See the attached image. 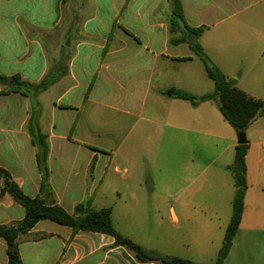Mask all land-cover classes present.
Here are the masks:
<instances>
[{"label": "crops", "instance_id": "obj_1", "mask_svg": "<svg viewBox=\"0 0 264 264\" xmlns=\"http://www.w3.org/2000/svg\"><path fill=\"white\" fill-rule=\"evenodd\" d=\"M178 1L185 23L204 29L200 36L174 16L175 0H0V75L35 84L53 78L35 105L0 84V166L26 195L41 194L69 214L81 203L111 208L115 228L147 251L214 264L224 238L196 241L188 211L201 206L188 193L190 184L168 180V173L195 174L193 136L209 137L223 115L215 100L194 106L172 91L214 92L194 42L237 83L264 78V24L248 16L264 17L256 7L264 0ZM32 114L49 143L44 187L29 132ZM261 203H253L246 223L244 200L225 264H264ZM147 206L158 214L141 219L146 226L136 237L130 208ZM24 216L10 195L0 200V226ZM229 222L219 226L224 236ZM19 243L23 264H162L140 261L110 235L50 221H40ZM0 264H8L1 239Z\"/></svg>", "mask_w": 264, "mask_h": 264}, {"label": "trees", "instance_id": "obj_2", "mask_svg": "<svg viewBox=\"0 0 264 264\" xmlns=\"http://www.w3.org/2000/svg\"><path fill=\"white\" fill-rule=\"evenodd\" d=\"M174 16L183 21L185 28L189 32L196 36H200L203 33V28H191L185 23L178 0H175ZM184 41L181 39L174 40L173 42L178 44ZM190 46L203 62L208 78L215 84V90L213 93L198 96L184 90L174 89L172 91L173 96L190 101L194 106H197L200 102L215 100L225 120L239 133L244 132L256 118L264 116L263 100L240 89L235 80L228 78L211 61L198 42L190 43ZM52 83L53 78H47L35 84L22 79L19 75L11 77L0 75V84L9 86L6 92H16L29 97L34 105L37 104L36 99L38 95L47 90ZM29 132L33 144L37 147V159L40 172L43 176L44 187L49 176L48 166L46 164L49 143L47 135L42 134L36 116L33 114L29 121ZM248 151L249 142L244 145L237 144L235 147L234 162L229 167L233 173L236 185V194L233 200V214L225 232L223 246L214 264H225V260L232 248L233 240L242 222L244 200L248 188L246 163ZM7 194L25 210V216L21 221L0 226V239L7 246L8 264H23L20 256L19 238L20 236L28 234L40 221L54 222L62 226L71 227L74 230L110 235L115 238L116 245L128 248L143 262L156 261L162 264H200L180 257L165 256L154 251L145 250L141 245L122 235L115 228L111 208L94 210L88 203H81L75 207L74 214H69L58 204L49 205L41 194L37 197H30L25 194L12 175L0 166V200Z\"/></svg>", "mask_w": 264, "mask_h": 264}, {"label": "rangeland", "instance_id": "obj_3", "mask_svg": "<svg viewBox=\"0 0 264 264\" xmlns=\"http://www.w3.org/2000/svg\"><path fill=\"white\" fill-rule=\"evenodd\" d=\"M256 7L263 9L264 3H260ZM248 16L252 19L253 24H264L263 16ZM205 81L209 92H213L215 90L214 82L209 80L207 75H205ZM236 84L240 88L248 90L252 96L264 101V78L247 76ZM210 133L209 137L193 136L194 175H185L182 169L179 171L173 169L168 173V180H175V183H184L185 181V183L190 184L188 193L193 194V199L201 206L191 208L188 211L189 216L193 218L189 226H192L195 239L199 243L203 242L204 236L214 239L219 234L220 238H224V230L221 231L219 226L230 221L236 194L235 180L228 166L234 162L235 147L233 143L238 144L239 132L222 116L220 124L212 126ZM244 133L249 142L247 155L248 188L245 199L247 206L246 223H249L254 217L253 203L259 199L262 203L258 209L257 217L260 222H264V161L262 164L258 162L261 157H264V116L256 118L245 129ZM208 165L210 167L204 174L196 175ZM179 166L181 167V165ZM130 211V216L135 222L130 227L136 237H139L141 228L146 226L141 219L154 217L158 214V209L150 206L130 208ZM161 213L164 216L169 215L168 209L165 208L161 209ZM180 226L186 227L182 222ZM179 232L181 233L182 230ZM259 248H262V245Z\"/></svg>", "mask_w": 264, "mask_h": 264}, {"label": "water", "instance_id": "obj_4", "mask_svg": "<svg viewBox=\"0 0 264 264\" xmlns=\"http://www.w3.org/2000/svg\"><path fill=\"white\" fill-rule=\"evenodd\" d=\"M247 143H248V140L246 138V134L244 132H240L239 133V142H238V144L244 145V144H247Z\"/></svg>", "mask_w": 264, "mask_h": 264}]
</instances>
